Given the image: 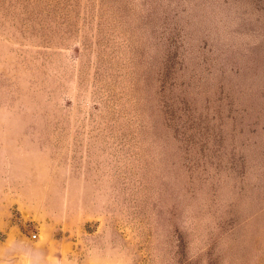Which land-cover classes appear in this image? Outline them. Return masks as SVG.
<instances>
[{"label":"rangeland","instance_id":"obj_1","mask_svg":"<svg viewBox=\"0 0 264 264\" xmlns=\"http://www.w3.org/2000/svg\"><path fill=\"white\" fill-rule=\"evenodd\" d=\"M0 264H264V0H0Z\"/></svg>","mask_w":264,"mask_h":264},{"label":"built area","instance_id":"obj_2","mask_svg":"<svg viewBox=\"0 0 264 264\" xmlns=\"http://www.w3.org/2000/svg\"><path fill=\"white\" fill-rule=\"evenodd\" d=\"M34 235H36V234H34Z\"/></svg>","mask_w":264,"mask_h":264}]
</instances>
